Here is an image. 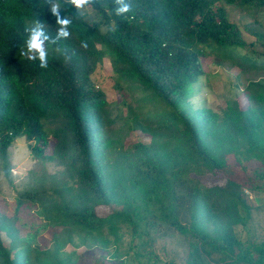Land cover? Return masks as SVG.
<instances>
[{
  "label": "trees",
  "instance_id": "16d2710c",
  "mask_svg": "<svg viewBox=\"0 0 264 264\" xmlns=\"http://www.w3.org/2000/svg\"><path fill=\"white\" fill-rule=\"evenodd\" d=\"M125 2L131 11L117 16L116 0H89L82 9L71 0H0L2 172L10 175L6 153L19 138L30 143L42 171L61 172L28 175L15 200V215L35 207L43 231L52 232L51 246L37 241L40 229L21 236L16 221L0 213V264H77L76 249L68 253L65 246L107 250L118 246L124 229L134 240L140 227L158 223L187 239L186 264H205L204 254L229 264H264V244H246L234 233L249 215L244 187L256 191L254 182L264 180V78L249 81L242 100L227 99L221 114L191 104L207 58L264 70V54L240 52L254 45L264 50L256 20L264 17V0ZM54 6L70 21L66 38ZM232 10L253 18V27L231 20ZM38 26L48 37L47 68L28 51ZM103 63L113 90L125 85L136 95L128 105L140 104L144 92L162 101L165 112L125 114V127L114 129L119 120L111 118L96 74ZM125 131L149 136L125 146ZM207 176L213 185L201 181ZM117 257L104 259L117 264L111 259Z\"/></svg>",
  "mask_w": 264,
  "mask_h": 264
},
{
  "label": "rangeland",
  "instance_id": "374dc122",
  "mask_svg": "<svg viewBox=\"0 0 264 264\" xmlns=\"http://www.w3.org/2000/svg\"><path fill=\"white\" fill-rule=\"evenodd\" d=\"M230 18L241 27L243 25L253 27L252 24H254L252 23L254 19L249 18L240 10H232ZM256 20L261 24L259 25L260 29L264 31L263 15H260L259 18L257 17ZM244 35L248 43L254 42V38L250 34L244 32ZM240 52L249 56H253L254 53L256 55L264 54V50L258 45L247 46L246 49H242ZM205 62L206 75L201 77L198 83L195 84V94L191 97V104L198 109H210L212 112L221 114L223 104L227 99L239 98L242 100V91L247 83L264 78V70H245V67L230 66L227 63L225 65H215L211 57L207 58ZM96 74L103 79L101 88L107 95L109 103L107 110L110 112V116L119 120L115 124L114 129L121 126L125 127L124 120L120 119L125 114L134 116L165 112L166 107L162 101L144 92L142 93L143 98L140 104L135 106L128 105L136 95L131 94L125 85L122 86L123 92L116 89L113 90L114 79L112 71L106 63L97 67ZM122 135L124 136L123 144L125 146L135 142L136 139L147 140L149 136L147 133L141 134L139 131H125ZM29 144L25 138H19L7 149L6 161L10 167V175H5L2 172V163H0V213L16 221L14 226L20 229L21 236L30 238L35 229H40L41 233L37 241L39 244L49 247L51 246L52 232L46 229V231H43L42 227L46 222L43 218H37L33 215L36 212L35 207L28 206L25 213L19 212L15 215L17 212L15 209L17 192L27 186L25 183L28 175L32 173H37V175L48 173L52 176L57 172L58 176L61 177L60 169L54 171L53 166L45 167L42 171V166L34 160L30 153ZM239 177L243 179L247 175L241 172ZM212 179L207 176L202 178L201 181L207 185H213ZM198 182L195 181L194 183L197 184ZM253 185H260V187L256 191H250L247 187H244L243 190L244 200L249 206L248 219L244 225H237L234 233L246 244L261 245L264 244V180L254 182ZM100 213L102 214L101 211H99ZM139 230L141 236L132 240L130 233H127L126 229H124L118 234L120 237L118 246H109L107 250H102L98 247L85 250L84 247L74 248L67 245L64 251L69 253L76 249L77 264H112L108 261L105 262L104 257L108 258L113 253L118 255L117 258H111L117 264H186L190 251L189 243L180 232L173 231L168 225L161 223L146 225V227H140ZM2 238L4 243L8 244V238L4 233H2ZM253 251L254 256L252 258H256L258 256L257 250L254 249ZM203 259L205 264H229V261L221 262L218 260L219 256L215 254H204Z\"/></svg>",
  "mask_w": 264,
  "mask_h": 264
},
{
  "label": "clouds",
  "instance_id": "9594fccd",
  "mask_svg": "<svg viewBox=\"0 0 264 264\" xmlns=\"http://www.w3.org/2000/svg\"><path fill=\"white\" fill-rule=\"evenodd\" d=\"M119 7L116 9L117 16H125V14L131 11V5L126 3L125 0H116ZM71 3L75 5L77 9H82L85 5L89 3V0H71ZM53 14L57 16V22L62 25L60 29L59 35L61 37H68L69 32L65 30V28L69 25L70 21L68 19L60 18L58 6H54ZM41 37H44L42 40ZM48 37L45 35L42 27H37L31 31L30 38L27 42L28 51H35L39 55L40 67L47 68L48 67V54L45 51L44 41L47 40ZM29 59H36L35 56H29Z\"/></svg>",
  "mask_w": 264,
  "mask_h": 264
}]
</instances>
